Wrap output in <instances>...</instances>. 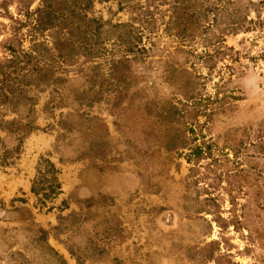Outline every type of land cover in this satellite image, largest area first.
Listing matches in <instances>:
<instances>
[{"label":"rangeland","instance_id":"rangeland-1","mask_svg":"<svg viewBox=\"0 0 264 264\" xmlns=\"http://www.w3.org/2000/svg\"><path fill=\"white\" fill-rule=\"evenodd\" d=\"M261 1L248 8V31L205 48L175 37L173 0H94L101 57L54 59L52 89L33 80L39 130L0 165V264H58L46 245L65 264H209L216 249L233 264H264ZM217 16L222 29L226 15ZM115 24L140 32L144 49L117 47ZM38 39L51 47L49 33ZM14 144L0 131V151ZM39 157L60 184L42 204L29 191Z\"/></svg>","mask_w":264,"mask_h":264},{"label":"trees","instance_id":"trees-1","mask_svg":"<svg viewBox=\"0 0 264 264\" xmlns=\"http://www.w3.org/2000/svg\"><path fill=\"white\" fill-rule=\"evenodd\" d=\"M93 2L94 0H0V18L8 22L0 23V36L1 32L8 36L0 38V131L12 135L15 142L11 149L0 151V165H6L11 155L19 154L25 136L39 130L32 117L34 100L28 96V89L32 86L33 80H37V86L41 84L43 88L52 89L57 80L52 74L54 59L67 65L78 55L84 59L101 57L104 48L99 36L103 24L100 19L90 16ZM173 2L170 23L177 28L175 37L179 38L180 43L193 46L191 41H196L205 48L213 42L223 46L224 40L221 36L223 34L236 35L248 31L246 24L251 21L247 20L246 13L250 6H254L252 0H173ZM259 4H263V1L259 0ZM11 10L13 12H10ZM218 12H224L226 15L222 29H217ZM127 27L130 28L128 24L110 26L114 29L113 42L127 54L138 50V47L144 49L140 41V32L135 34L133 31L124 30ZM213 27L217 35L212 33L214 36L209 37L208 34L213 31ZM46 32L51 37V47L38 39L44 37ZM25 38L29 42L28 51L21 49ZM61 46L63 49H60ZM220 49L216 48L214 52L217 53ZM201 57L205 58L208 55ZM36 58L37 61L33 62L32 60ZM126 60L125 57L116 61L111 60V67L115 68ZM171 109L174 115L180 114L181 110L177 107ZM5 113H11L13 117L7 119ZM192 154L196 157L194 161L197 162V155L200 153ZM186 160L190 163L188 158ZM57 175L58 170L54 165L48 159L39 157L29 191L40 203L59 194L60 184ZM45 236L46 231L38 227L37 241L46 242ZM262 238L264 239V232ZM215 244L211 242L209 246ZM46 248L52 252L58 264H65L51 247L46 245ZM261 249L264 253V244H261ZM216 250L207 253L203 261L209 264L223 262L233 264L229 261L228 254L216 255L215 252H219Z\"/></svg>","mask_w":264,"mask_h":264}]
</instances>
